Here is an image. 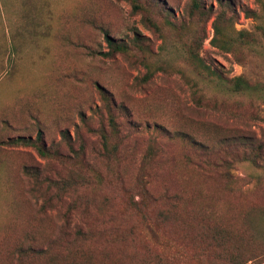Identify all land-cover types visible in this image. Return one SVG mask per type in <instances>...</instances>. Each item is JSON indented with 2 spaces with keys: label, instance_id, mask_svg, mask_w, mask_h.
Segmentation results:
<instances>
[{
  "label": "rangeland",
  "instance_id": "1",
  "mask_svg": "<svg viewBox=\"0 0 264 264\" xmlns=\"http://www.w3.org/2000/svg\"><path fill=\"white\" fill-rule=\"evenodd\" d=\"M198 2L0 0V264H264V100L189 55L264 80L212 42L217 12L235 38L263 3Z\"/></svg>",
  "mask_w": 264,
  "mask_h": 264
},
{
  "label": "trees",
  "instance_id": "2",
  "mask_svg": "<svg viewBox=\"0 0 264 264\" xmlns=\"http://www.w3.org/2000/svg\"><path fill=\"white\" fill-rule=\"evenodd\" d=\"M258 1H261L263 3L261 11H256L255 9L250 7L245 9V15L254 18L258 22L256 25V31L251 32L246 30H240L238 31L235 38H231L225 34L224 24L226 25L232 20V18L228 15L227 11L221 10L220 12L216 13L215 19L213 21L214 37L212 39V42L215 46L220 47L221 49L227 52H232L234 53V55L237 53V50L240 51V49L248 48L254 54L264 56V0ZM136 6H139V4H136ZM193 7L196 13H206V10H204L202 4L199 3L198 0H194ZM108 42L114 47V49H126V46L123 44L115 45L114 41L110 37H108ZM200 46L201 43L198 44L197 41L192 44V47H190L189 50L190 58L195 65L209 72V74L212 76V82L215 83V87H217L219 91L229 95L236 94L239 96H247L250 98L264 100V80H251L244 74L226 77L222 72H219L215 68H212L209 64L204 61V59L200 56L199 53ZM216 80L218 81L215 82ZM109 122L110 126L112 127V131H117L118 122L113 114L110 116ZM100 131L101 137L105 143V146L107 147L110 135L105 130V128H102ZM41 134L42 130L39 131L38 138L41 136ZM67 134L68 133H66V137L68 136ZM37 141L38 140H29L24 143L34 146L38 150V152L44 157H49L53 154L50 149H48ZM26 172L31 173L29 168H26ZM60 189H67L66 183H64V185L61 186ZM255 237L259 240L264 239V235L260 234L259 232L255 234Z\"/></svg>",
  "mask_w": 264,
  "mask_h": 264
}]
</instances>
